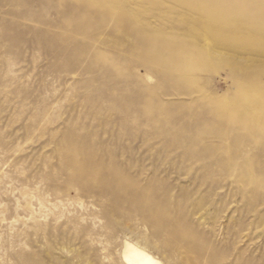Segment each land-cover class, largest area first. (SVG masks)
Returning a JSON list of instances; mask_svg holds the SVG:
<instances>
[{"label": "rangeland", "instance_id": "1", "mask_svg": "<svg viewBox=\"0 0 264 264\" xmlns=\"http://www.w3.org/2000/svg\"><path fill=\"white\" fill-rule=\"evenodd\" d=\"M264 264V0H0V264Z\"/></svg>", "mask_w": 264, "mask_h": 264}, {"label": "bare ground", "instance_id": "2", "mask_svg": "<svg viewBox=\"0 0 264 264\" xmlns=\"http://www.w3.org/2000/svg\"><path fill=\"white\" fill-rule=\"evenodd\" d=\"M123 259L126 264H161L148 252L137 248L130 243H125Z\"/></svg>", "mask_w": 264, "mask_h": 264}]
</instances>
